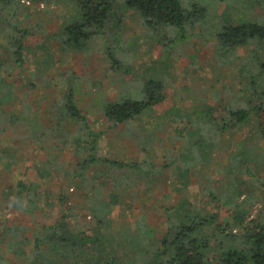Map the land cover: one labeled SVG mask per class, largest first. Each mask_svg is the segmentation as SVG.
I'll use <instances>...</instances> for the list:
<instances>
[{
    "label": "trees",
    "instance_id": "trees-1",
    "mask_svg": "<svg viewBox=\"0 0 264 264\" xmlns=\"http://www.w3.org/2000/svg\"><path fill=\"white\" fill-rule=\"evenodd\" d=\"M22 1L48 6L57 0H0V23L8 28L0 49V163L11 174L18 154L32 147L34 158L27 154L22 167L34 166L43 178L59 179V188L40 191L39 184L21 178L9 185L1 182L0 193L9 203L6 211H18L19 219L51 204L66 209L41 226L3 218L0 264H264V215L251 218L257 204L253 187L264 188V63L255 64L251 72L242 65L244 89L227 92L226 99L217 91L216 107L207 104L197 118L180 113L178 134L163 137L157 128L147 130L146 137L136 136L147 153L145 161L102 155L101 142L109 131L133 127V121L165 103V82L147 77L136 93L94 98L98 111H84L82 77L69 70L58 75V81L50 78L43 65L51 58L50 49L27 73L26 56L34 57L38 48L31 44L35 32L17 19L26 7ZM72 1L73 21L49 37L63 51L74 52L103 38V50L119 71L121 62L108 44L123 25L122 16L115 15L116 0ZM125 5L155 37L165 38L168 28L185 30L194 17L183 0H125ZM257 40L264 41V27L258 24L227 25L217 34L226 49L246 48ZM54 88L60 93L56 98ZM3 142L8 146L2 148ZM158 145L166 148L162 157L154 154ZM39 155L44 159H37ZM172 169L185 181L172 191L163 190L161 181ZM187 179L200 186L201 194L185 195ZM139 183L148 193L134 191ZM72 186L74 194L82 192L86 198L75 195L73 201ZM110 189L116 193L108 199L104 194ZM124 189L131 190V200H120ZM41 193L57 202L40 206ZM80 212L91 218L89 226L71 222ZM232 222L239 225L240 236L233 235Z\"/></svg>",
    "mask_w": 264,
    "mask_h": 264
},
{
    "label": "rangeland",
    "instance_id": "rangeland-1",
    "mask_svg": "<svg viewBox=\"0 0 264 264\" xmlns=\"http://www.w3.org/2000/svg\"><path fill=\"white\" fill-rule=\"evenodd\" d=\"M22 2L26 7L22 9L17 19L22 22L23 28H29L35 32L37 38L35 37L31 44L35 47L34 49L38 48L34 57L32 53L26 56L27 73L29 74L32 69L39 66L43 51L50 49L52 51L51 58L48 56V61L43 62L45 69L49 71L50 78H55V81L56 79L58 81V75L69 70L82 77L84 83L81 89L83 91L79 96L84 111H98V105L93 107L95 105L94 98L115 99L121 94L135 92L140 86L139 83L147 77L165 82L168 95L165 103L132 122L131 126L138 128L137 133L135 130V132L133 131V127L109 131L101 142L100 153L102 155L109 156L111 154L123 157L126 161L133 160L138 163L145 161L147 153L143 147L137 145L135 139L138 136L146 137L147 130L157 128L162 129L163 137L168 134H178V129H180L178 115L180 113L190 114L197 118L209 104L216 107L217 91H222L223 97L226 99L229 97L227 92L238 93L244 89L243 66L251 72L257 68L255 64L264 63V41L262 40H257L242 49H232L231 47L226 49L217 41V34L227 25L258 24L264 27V0H183L184 8L190 11L194 10L192 13L194 17L187 23L185 30L178 31L168 28L164 33L166 39L155 37L145 30L140 25L139 16L125 5V0H116L115 15L116 17L122 16L123 25L121 30L117 31L116 38L113 34V37L108 40V44L121 62L119 71L113 70V64L103 50V38L92 41L82 52H74L63 51V46L49 37L50 34L61 32L66 24L73 21L76 10L72 0H57L56 3L48 6L35 5L28 1ZM3 30H8V28L0 23V49L4 45ZM227 60L231 61L229 66L221 63ZM43 65L40 64V66ZM218 76L219 81H217ZM57 92L58 90L54 88V98L60 94ZM18 94L23 93L18 92ZM16 108L18 107L16 106ZM90 117L91 120H95L93 116ZM101 124H104L103 127H108L107 122L105 123L103 119ZM136 136L137 138H135ZM173 141L175 140L173 139ZM1 146L4 148L8 145L3 142ZM27 149L23 154H18L19 161L12 166L11 174L5 171L3 163H0V183L4 182L9 185V183H16L19 179L24 178L27 183L39 184L40 191L52 187L56 192L59 188V181H57L59 179L43 178L34 166L27 169L22 167L27 154H32V159L34 158L33 148L28 147ZM154 154L162 157L166 154V148L158 145L155 147ZM37 159L44 158L39 155ZM161 160L159 158L156 161L160 163ZM179 175L175 169L167 171L161 181L164 183L163 190L172 191L178 183L184 182L185 179ZM219 178L223 177L219 176ZM187 180L188 188L185 195L194 198L197 194H201L200 186H197L194 180L190 183L189 179ZM63 187H67V185L64 184ZM156 187L162 189L160 183H156ZM253 188L257 204L252 210L251 218L259 220L264 215V188ZM74 189L72 186L73 201L76 200L75 195L86 198L85 193L74 194ZM134 191L148 193V189L143 183H139ZM112 192L116 193V190H106L104 195L110 199ZM130 193H132L131 190L127 192L125 189L119 192L120 200H131ZM41 198L40 206L45 205L44 203L48 200L57 202L56 199H46L44 193H41ZM5 199L6 196L0 193V221L6 217L10 221H20V223L29 226H32L34 222H38L37 226L48 224L59 217L62 210L66 209V207L62 209L58 204H51V206L42 208V211L37 210L34 216H21L19 219L21 214L18 211H6L10 206L9 203H5ZM116 210L119 211V208ZM81 214L82 212L77 217L78 219L71 216V222L75 223L79 220L80 225L89 226L87 223L91 218H84ZM231 224L233 225V235L240 236L239 225L234 222ZM1 228L0 226V230ZM209 233L213 236L212 231ZM9 259L14 262L12 256H9Z\"/></svg>",
    "mask_w": 264,
    "mask_h": 264
}]
</instances>
